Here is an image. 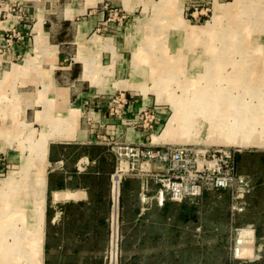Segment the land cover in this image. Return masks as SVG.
I'll return each instance as SVG.
<instances>
[{
	"label": "crops",
	"instance_id": "0c3cea01",
	"mask_svg": "<svg viewBox=\"0 0 264 264\" xmlns=\"http://www.w3.org/2000/svg\"><path fill=\"white\" fill-rule=\"evenodd\" d=\"M14 1L0 0V155L14 164L5 182H0L1 191L12 192L0 197V218H42V249L44 264H48L49 255L83 252L75 245H63L60 239V233L70 230L76 218H89L92 229H96L109 217L110 175L115 160L107 141L148 143L141 125L144 105L139 99L135 81L139 72L134 61L116 53L108 39L94 32L98 14L92 8L96 0L71 8L58 0H22L31 19L23 25L5 12L7 4ZM11 29L29 34L7 45L1 35ZM70 31L71 40L66 37ZM131 43L126 42V46ZM254 77L244 87L248 95L233 97L227 109L234 113L229 120L235 129L233 139L225 140V145L236 150L239 171L249 159L264 164V67ZM116 96L121 100L117 105L112 103ZM238 128L243 135L240 144H235ZM124 180L119 218H125L136 232L142 228V220L157 223L156 232L151 234L152 242L159 243L156 249L146 247L142 251L138 231L125 250L134 264L176 262L181 249L178 239L188 233H180L176 227L187 218H246L243 213L251 197L246 195L244 210L231 216L227 192H204L198 205L166 201L160 206L152 180L131 175ZM263 185L260 182L256 190ZM4 199L8 203L3 204ZM162 218L166 221H160ZM170 218L179 221L171 223ZM64 220H68L67 227ZM50 226L55 233L49 232ZM84 230L72 235L78 237ZM23 232V238H33L28 235L29 228ZM55 239L56 245L51 246ZM249 247L244 250L246 255L250 254Z\"/></svg>",
	"mask_w": 264,
	"mask_h": 264
},
{
	"label": "rangeland",
	"instance_id": "374dc122",
	"mask_svg": "<svg viewBox=\"0 0 264 264\" xmlns=\"http://www.w3.org/2000/svg\"><path fill=\"white\" fill-rule=\"evenodd\" d=\"M93 1L95 0H58L60 4L66 5V8L85 6ZM96 2V6L92 8L97 9L95 14H98L94 32L108 39L116 53L126 54L129 60L134 61V66L138 67L139 75L135 81L137 80L139 84L141 94L139 99L142 98L144 105L141 115L145 120L148 144L191 145L199 149H234L225 145V141L212 142L211 137L214 136L213 132L218 133L220 139L221 136L225 138L231 134L230 127L221 125L224 122L231 125L228 115L234 116V113L227 110L231 107L230 102L235 96L241 99L248 95L249 90L244 87L250 80H254L255 72L264 67L262 62L264 0H96ZM5 12L12 13L16 22L22 25L31 20L22 0L7 4ZM28 34L29 32L22 29H11L5 30L1 36L5 38L4 42L10 45L14 40H24ZM124 36L127 37L125 42L122 40ZM66 37L71 40L72 31ZM128 41L132 43L126 46ZM212 59H215V62H212ZM208 68L212 72H209ZM210 92L214 94H208ZM198 96H202V100H198ZM209 96L212 99L219 96L221 105L211 102L208 104L211 108L208 110L204 98ZM172 98H177L181 106L177 119L171 123L174 132L165 133L161 141L151 142L153 136L162 134L175 112L174 106L168 100ZM216 106L218 108L213 111L212 108ZM143 112L147 115L144 116ZM207 113L211 114L208 116ZM231 127L234 131V125ZM188 136H193L197 140L184 141L183 139ZM12 165L14 164L5 156L0 155V182H5L8 172L12 171ZM241 170L255 182L256 186L260 182L264 184V164L257 159H249ZM143 179L153 181L148 177ZM125 180L122 179L120 183V196L122 182ZM9 185L7 184L6 188ZM11 193L6 189L0 190V197L6 195L4 196L6 198ZM240 201L245 203L242 198ZM2 203L6 204L8 200L4 199ZM4 211L6 214V210ZM2 212L0 210V214ZM119 212L121 213V207ZM243 214L246 218H187V221L182 222L176 230L180 233L187 231L192 237L187 233L178 239L181 249L177 252L176 262L172 261L169 264H264V185L258 190L255 188L251 193ZM26 219L29 218H24L25 223L29 225ZM170 219L171 223L177 220ZM22 220L23 218H0V238L4 241L2 244L13 243L11 249L14 251L15 249L19 251L20 238L17 237H20L21 233L24 234ZM35 220L33 227L40 238L38 246H34V242H37L34 233L28 232L33 238L22 239L23 247L28 246L29 242L34 246L29 251L31 255L28 252L19 260H15V257L20 255L19 252L4 254V247L0 246V264H44L42 221L36 226L38 220ZM67 221H63L65 227ZM160 221L164 222L166 218ZM154 222L151 220L141 222L142 228L138 231L142 235V239L140 238L142 251L146 247L156 249L159 245L158 241L154 240L153 243L151 239L156 232L154 227L157 223ZM51 226L49 232L55 233L54 226ZM92 226L93 221H89V218H76L70 230L60 233V239L63 245L67 247L75 245L86 252L79 255H49L48 264H109L110 257L111 264H134L131 258L127 259L125 250L131 246L132 238L138 231L128 226L125 218H117L115 222L113 218H104L103 223L96 229H92ZM197 227L199 230H196ZM81 228L85 229L82 234L74 237L73 235ZM242 229L253 231L251 244L240 241ZM115 230L116 245L113 241L111 251V233ZM7 232H11L12 236L3 237ZM55 242L56 239L51 240V246L56 245ZM248 244L250 254L246 255L244 250L248 249ZM236 250L242 253L241 256L239 253L236 254ZM173 258L174 255L172 260Z\"/></svg>",
	"mask_w": 264,
	"mask_h": 264
},
{
	"label": "built area",
	"instance_id": "2783aa9c",
	"mask_svg": "<svg viewBox=\"0 0 264 264\" xmlns=\"http://www.w3.org/2000/svg\"><path fill=\"white\" fill-rule=\"evenodd\" d=\"M112 103L120 104V96L114 97ZM143 115L147 113L143 112ZM141 125L146 127L145 120ZM107 144L115 160L114 171L110 175L111 211L108 217L114 222L120 215V183L129 175L153 179L156 201L160 206L166 201L197 205L204 192H227L231 216L244 210L240 199L256 188L255 182L239 171L235 149H199L191 145H152L119 140L107 141ZM151 165L156 168H149ZM116 239L115 230L111 233V251ZM111 261L110 257L109 264Z\"/></svg>",
	"mask_w": 264,
	"mask_h": 264
},
{
	"label": "bare ground",
	"instance_id": "6f19581e",
	"mask_svg": "<svg viewBox=\"0 0 264 264\" xmlns=\"http://www.w3.org/2000/svg\"><path fill=\"white\" fill-rule=\"evenodd\" d=\"M187 34H188V32H187ZM212 62H215V59H212ZM136 64L138 63L137 61L135 62ZM211 69H212V67H211ZM168 70H170V68L168 69ZM208 70H209V72H212L209 68H208ZM208 77H210V76H208ZM208 94H214L213 92H210V93H208ZM160 95H161V91H160ZM216 95V94H215ZM160 98H161V96H159ZM207 97V96H206ZM204 98V101L206 100V104H207V106H208V104L210 105L211 104V102H214V103H216L217 105H221V99L219 98V96H215V99H212V97H208V98ZM198 98V100H202V96H198L197 97ZM169 101H170V103L174 106V108H175V112H174V114L172 115V117H171V119H170V122H168V124L166 125V127L164 128V130H163V132H162V134L160 135V136H154L153 137V141L154 142H158V141H161L162 139H164V135H165V133H173L174 131H172V124L171 123H173V121L174 120H176L177 119V116H178V110H180V104H179V101L177 100V98H172V99H168ZM230 102V101H229ZM209 108H211V107H209L208 106V110H209ZM216 108H218V106H216V107H213L212 108V110L213 111H215L216 110ZM177 110V111H176ZM209 114H211V113H207V115L209 116ZM230 118H233V117H235V116H232V115H228ZM237 117V116H236ZM238 119L240 118V116H238L237 117ZM217 122V119L215 120V123ZM221 125H222V127H224L225 125H227V127H230L231 128V131H230V135L228 136V137H225L224 138V136H221V139H220V136H218V133H216V132H214V136L213 137H211V138H213V140H212V142H214V141H216V142H222V141H225V140H227V139H233V131H232V127H231V125H229V122H224V123H221ZM216 130V129H215ZM246 136H248V133H247V131H246ZM243 135V132H241V130H240V128H238V130H237V138L235 139V144L236 143H238V144H240V141L242 140V138H241V136ZM209 139V138H208ZM184 141H188V140H190V141H192V142H195L196 140H197V138L196 139H194V137L193 136H188L186 139H183ZM116 181H118V179H116ZM33 219H37L38 220V222H36L35 223V225L36 226H39V223H41V221L42 220H40V218H33ZM27 220H28V223H29V225H27L26 223H25V221H24V218H23V220H22V224H23V226H22V232H23V229L24 228H29L30 230H31V233H34L35 235H36V240H37V242H34L35 244H34V246L35 245H37L38 246V244L37 243H39L40 242V238H39V236H38V234H36L35 232H36V230H34V224L32 223H30V221L32 220V219H26V222H27ZM33 221V220H32ZM32 230H34V232H32ZM40 230H41V228H40ZM39 230V231H40ZM31 235V234H30ZM241 242H248L250 239H251V237H252V232L251 231H249V230H245V229H242L241 230ZM6 236H11L10 235V233H8L7 232V234H4V236L3 237H6ZM31 237H32V235H31ZM17 238H20V246H18L19 247V251H17L16 249H15V251H14V249L12 248L11 249V246L13 245V243L12 244H10V245H7L6 243L5 244H2L4 241L0 238V246H2V247H4V249H3V251H4V254H11V253H14V252H19L20 253V255L19 256H16L15 257V260H19V258L20 257H23V256H25L29 251H31L30 249H32V248H34V246L31 244L30 246H28V247H23L22 246V239H24L23 238V233H21L20 234V237H17ZM2 244V245H1ZM33 251V250H32ZM30 253V252H29ZM239 253V254H238ZM244 253H245V251H244ZM236 254H238L239 256H241L240 254H242V253H240V252H238V250H236ZM38 255V254H37ZM31 257V256H30ZM38 259V258H37ZM13 260H14V257H13ZM32 260V259H31ZM41 261V260H40ZM25 263V262H24ZM28 263V262H27ZM26 264V263H25Z\"/></svg>",
	"mask_w": 264,
	"mask_h": 264
}]
</instances>
